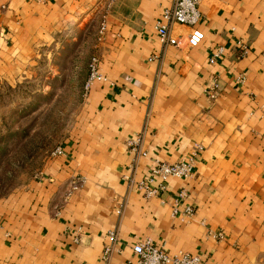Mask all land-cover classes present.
Instances as JSON below:
<instances>
[{
  "label": "crops",
  "instance_id": "1",
  "mask_svg": "<svg viewBox=\"0 0 264 264\" xmlns=\"http://www.w3.org/2000/svg\"><path fill=\"white\" fill-rule=\"evenodd\" d=\"M171 3L0 0V92L36 78L76 29L96 25L97 46L104 13L108 21L97 48L106 79L83 93L63 153L0 196V264H139L133 244L147 236L170 253H200L203 264H264V0H200L204 38L192 47L159 39L155 22ZM139 132L149 152L137 176L154 158L175 161L201 142L194 174L151 196L131 185L125 175L138 155L127 140ZM76 178L84 182L71 189ZM174 205L194 213L174 214Z\"/></svg>",
  "mask_w": 264,
  "mask_h": 264
},
{
  "label": "rangeland",
  "instance_id": "2",
  "mask_svg": "<svg viewBox=\"0 0 264 264\" xmlns=\"http://www.w3.org/2000/svg\"><path fill=\"white\" fill-rule=\"evenodd\" d=\"M95 29L96 25H85L71 32L64 46L45 62V67L38 69L36 78L3 86L0 92V135L9 133L4 142L9 157L3 168L0 165L2 192L37 175L46 158L69 135L83 102L89 60L98 48L93 43ZM96 37L95 43H98V35ZM24 108L35 110L29 113L22 110ZM13 109L16 112H12ZM28 124L32 126L26 136L22 129ZM17 129L18 133L10 135ZM39 140L45 142L39 143ZM23 154L27 155L26 159Z\"/></svg>",
  "mask_w": 264,
  "mask_h": 264
},
{
  "label": "built area",
  "instance_id": "3",
  "mask_svg": "<svg viewBox=\"0 0 264 264\" xmlns=\"http://www.w3.org/2000/svg\"><path fill=\"white\" fill-rule=\"evenodd\" d=\"M171 5L164 8L161 16L155 22V29L159 35L160 41L166 44H174L177 46H196L204 38L203 30L198 26L201 19L202 12L199 7L200 0H171ZM110 6V2L108 8ZM186 24L190 27L188 32H181L175 34L172 32L173 24ZM108 29L107 13H104L98 29V43L97 46L104 41ZM238 45L242 54L248 51V44L243 39H238ZM223 47L219 46L210 60L213 62L222 53ZM89 74L84 83V93H87L92 84L98 79H106V76L101 72V57L95 52L91 55L89 60ZM240 81H244V75L239 76ZM220 88V81L218 77H213L207 87V92L211 97H216ZM128 147L137 153V158L131 162L130 167L132 172L126 174L125 178L131 185L139 187V189L146 195L151 196L158 192H164L167 189L168 183L172 177H190L194 174L196 161L204 145L201 142H195L189 154L180 157L175 161H167L158 157L154 158L146 175L137 176L136 171L139 165L138 157L141 155H148V149L144 148V135L139 132L131 136L127 140ZM64 151L63 145H58L52 151V154H61ZM84 179L76 178L72 181L71 189L79 188ZM185 189H181L180 196H185ZM124 203L119 202L117 211L122 213ZM183 213L185 215H192L194 208L187 205L184 209H180L178 205H174L173 213ZM217 238H224L223 231L209 230ZM108 235L112 242L117 240L116 229H110ZM77 240L78 237H75ZM112 243L108 244L104 249V257L108 258L112 251ZM133 251L137 255L139 264H203L204 256L200 253H192L190 251H178L170 253L161 245H157L152 237L147 236L133 244Z\"/></svg>",
  "mask_w": 264,
  "mask_h": 264
},
{
  "label": "trees",
  "instance_id": "4",
  "mask_svg": "<svg viewBox=\"0 0 264 264\" xmlns=\"http://www.w3.org/2000/svg\"><path fill=\"white\" fill-rule=\"evenodd\" d=\"M88 74H89V68H88V73H87V76H88ZM87 76L85 77V80H84V83H85V81H86V79H87ZM83 87H84V84H83ZM83 92H84V89H83ZM22 110H25V111H28V110H26L25 108L24 109H22ZM35 109H29V113L30 112H32V111H34ZM12 112H16V110H12ZM24 113V112H23ZM32 125H30V124H28L27 126H25V127H23V133L24 134H26V136L27 135H29L30 134V127H31ZM19 131H18V129L17 130H14V131H11V133H10V135H14L13 133H18ZM9 134V133H8ZM8 134H5V135H0V165H1V167L3 168V166L2 165H4V162H5V160H6V158L7 157H9V150H7V148H6V145H4V142H5V139H6V137H7V135ZM44 143L45 141L44 140H39V143ZM39 146H41V145H39ZM26 154H27V152H26ZM24 155V154H23ZM24 158L26 159L27 158V155H24ZM19 158H17V160H18ZM19 161L21 162V159H19ZM9 163H11V162H9ZM18 165H20V164H18ZM3 178H0V180H2ZM2 186V185H1ZM1 186H0V188H1ZM11 190H8L7 192H2V190L0 189V196H3V195H5V194H7L8 192H10Z\"/></svg>",
  "mask_w": 264,
  "mask_h": 264
}]
</instances>
